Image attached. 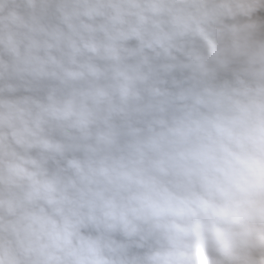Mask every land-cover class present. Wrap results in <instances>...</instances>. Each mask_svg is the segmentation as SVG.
Segmentation results:
<instances>
[{"label":"clouds","instance_id":"clouds-1","mask_svg":"<svg viewBox=\"0 0 264 264\" xmlns=\"http://www.w3.org/2000/svg\"><path fill=\"white\" fill-rule=\"evenodd\" d=\"M0 264H264V0H0Z\"/></svg>","mask_w":264,"mask_h":264}]
</instances>
